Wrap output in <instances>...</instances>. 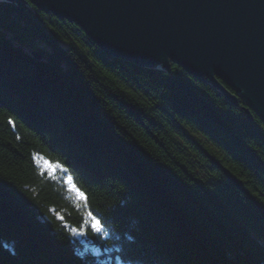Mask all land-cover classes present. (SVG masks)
<instances>
[{
	"label": "trees",
	"instance_id": "trees-1",
	"mask_svg": "<svg viewBox=\"0 0 264 264\" xmlns=\"http://www.w3.org/2000/svg\"><path fill=\"white\" fill-rule=\"evenodd\" d=\"M245 108L175 64L109 57L75 24L0 0V264H264V122Z\"/></svg>",
	"mask_w": 264,
	"mask_h": 264
},
{
	"label": "water",
	"instance_id": "water-1",
	"mask_svg": "<svg viewBox=\"0 0 264 264\" xmlns=\"http://www.w3.org/2000/svg\"><path fill=\"white\" fill-rule=\"evenodd\" d=\"M28 1L75 24L105 55L150 69L175 64L264 122V0ZM205 155L257 206L240 179Z\"/></svg>",
	"mask_w": 264,
	"mask_h": 264
},
{
	"label": "rangeland",
	"instance_id": "rangeland-1",
	"mask_svg": "<svg viewBox=\"0 0 264 264\" xmlns=\"http://www.w3.org/2000/svg\"><path fill=\"white\" fill-rule=\"evenodd\" d=\"M38 162L39 164H41V166L43 168H47L48 169V172L50 174H55L56 171L59 169L57 166L55 165H52V164H49L47 161L43 160V159H38ZM65 177V178H64ZM63 179L65 180L66 182V185L68 187L69 190L72 191V194L78 198V199H81V197L78 195V192L72 187V183L71 181L69 180V178L67 177V175H64ZM81 231V228L77 229V230H72V235L74 237V239L82 246V249L85 250V249H88L89 248V244H88V237L85 235L81 236L79 233Z\"/></svg>",
	"mask_w": 264,
	"mask_h": 264
},
{
	"label": "snow or ice",
	"instance_id": "snow-or-ice-1",
	"mask_svg": "<svg viewBox=\"0 0 264 264\" xmlns=\"http://www.w3.org/2000/svg\"><path fill=\"white\" fill-rule=\"evenodd\" d=\"M78 195L81 197V199L86 200V196H84L83 193H78ZM89 218L91 219V229L94 233L100 234L103 233L104 237H107L108 233L105 230V224L106 221H103V218H97L95 215H93L91 212H89ZM75 231V230H74ZM81 236L84 235V231L81 230L79 233ZM103 239V237H102ZM92 264H96L95 261L92 262Z\"/></svg>",
	"mask_w": 264,
	"mask_h": 264
}]
</instances>
